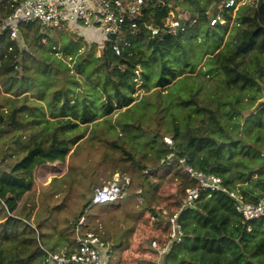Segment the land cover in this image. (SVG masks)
<instances>
[{"label": "trees", "instance_id": "1", "mask_svg": "<svg viewBox=\"0 0 264 264\" xmlns=\"http://www.w3.org/2000/svg\"><path fill=\"white\" fill-rule=\"evenodd\" d=\"M200 1L145 0L136 19L137 28L131 29L126 22L123 34L108 35L98 55L97 43H86L63 30L58 37L52 32L45 34L34 23L20 27L23 46L7 38L6 47L0 51V91L6 100L0 103V264H43L34 229L26 223L21 226L20 218L24 217L17 211L22 197L32 191L38 179L45 180L63 171L71 148L62 129L67 125L88 128L116 109H130L137 103L134 93L139 82L140 89L147 92L151 88L165 90L183 76L192 81L194 76L189 73L195 72L199 60L183 40L185 35L199 32L203 23L220 29L219 34L215 33L219 36L218 44L208 52L201 48L204 69L197 72L214 80L216 96L211 101L199 97V88L194 89L193 82L189 95L165 103L161 108L167 109L174 102L184 110L177 118L167 111L171 114V126L165 128L164 135H170L174 145L169 147L158 130H153L152 139L148 140L150 151L144 154L145 163L135 159L124 143L111 142L143 176L139 194L147 203L154 231L148 241L153 257L148 264H156L157 251L151 242L157 241L160 246L167 242L169 216L180 210L186 189L197 185L176 160L170 165L161 162L170 152L176 158H185L196 169L220 176L225 186L239 190L249 202L264 198V159L261 154L249 153L251 146L254 148L251 142L234 136L227 124L234 111L238 116L242 114V108L236 107L239 96L235 100L227 97L230 91L234 90L235 95L236 89L244 90L252 105L258 106L245 118V130L249 131L252 124L259 139L260 134L264 136V103L259 102L264 85V41L259 46L264 0L240 5L235 11L215 8L211 18L206 5L212 1L220 5L221 0H205V4ZM178 6L188 12V19L181 22L176 32L152 35L147 26L161 29L166 17ZM8 12L9 8L3 17ZM216 17L224 23L217 20L211 25V19ZM6 34L3 29V35ZM43 36L47 37L46 43L41 41ZM116 45L119 55L113 49ZM147 50L153 59H162L158 74L155 70L156 74L151 75L143 68ZM51 53L66 67V72L74 70L79 78L76 84V79L70 80L71 76H65L61 69L51 73L53 66L47 56ZM67 59L73 63L72 68L66 66ZM37 75L42 77L40 83L35 81ZM156 75V80L150 81ZM58 82L62 85L55 89ZM93 91L100 95V115L89 101ZM84 136L70 139L71 144ZM157 137L160 141L156 144ZM7 158H13V162ZM255 158L256 164L252 163ZM154 200L162 206L155 209L151 206ZM233 203L226 193L202 192L193 206L180 210L178 221L183 237L179 243L169 245L162 264H264V218L242 224ZM90 204L91 199L85 207Z\"/></svg>", "mask_w": 264, "mask_h": 264}, {"label": "rangeland", "instance_id": "2", "mask_svg": "<svg viewBox=\"0 0 264 264\" xmlns=\"http://www.w3.org/2000/svg\"><path fill=\"white\" fill-rule=\"evenodd\" d=\"M4 2H0V51L6 47L8 40L7 36L3 35L2 28V17L5 12ZM200 2L205 4V0ZM216 4L212 1L206 5L208 17L211 18L212 11L215 8L219 10V5ZM182 6L185 7L184 4ZM172 13L173 17H180V23L186 20L185 16L189 17L188 12L184 11L181 6L176 7V10ZM200 26L199 32L193 35H185L183 40V43L188 46V51H195L199 60V66L195 72L189 73V75L194 76L192 81L183 76L165 90L163 88H151L147 92L142 88L140 89L141 82H139L134 93L135 102L137 103L130 109H116L111 115L89 124L88 128L82 125L78 127L67 125L62 129L66 133L71 148L66 157L63 171L50 175L45 180L38 179L32 191L22 197L17 211V214L25 218H20L23 221L20 223L21 226L26 223L34 229V237L38 245L55 252H66L72 249L74 247V228L79 222H82V231L96 232L111 244L115 264H148V260H152L153 257L148 250V241L154 231L151 228V216L147 203L139 194L142 173L136 165L126 160L122 153L111 145V142L124 143L131 150L135 159L145 163L147 161L144 159V154H148L150 151L151 145L148 140L152 139L153 130L157 129L163 139L165 128L171 126V114L167 111L170 110L176 118L182 115L181 112H184L182 108L181 110L178 109L174 102L167 106V109L161 108L165 103H170L171 100L179 98L181 95H189L192 91L191 84L193 82V88H199L197 93L199 97L202 96L211 101L213 96H216L213 88L214 80L197 72L199 69H204V58H200L201 48L208 52L215 47L219 42V36L215 33L219 34L220 29L210 27L205 23ZM82 33L85 34L87 41L84 37L81 38L86 43H97L99 45L96 52L98 55L99 50L102 48L99 44V40L102 39L100 31L91 29L84 31L81 29L79 34ZM74 35L76 36L75 33ZM263 41L264 24H262V31L259 33V46ZM16 42L23 46L22 39ZM84 50L81 49L82 52H86ZM47 56L53 66L50 67L52 74L58 68L64 71L65 76L66 74L69 77L71 76L72 79L70 80L76 79L75 84L78 82L79 78L75 76L73 69L71 73L66 72V67L58 63L52 53ZM145 58L144 70L150 71L151 75L156 74V71L158 74L162 59L150 57L149 50L146 51ZM79 61L81 62L82 59L80 58ZM66 66L72 68L73 63L67 59ZM59 73L60 71L57 72V75L60 77ZM156 77L157 75L150 77V81L154 82ZM35 81L40 83L42 77L37 75ZM61 85L62 83L58 82L55 89ZM233 92L230 91V96L227 98L228 100H235L236 96H239L236 107L238 109L242 108V114L238 116L234 111L232 118L227 121L228 129L239 139L251 142L254 148L251 146L249 153L261 154V158L264 159V136L260 134L259 139V134L252 124L249 126V131L245 130L244 127L245 118L256 111L258 106L256 104L252 105L246 91L236 89L235 95ZM262 92H264L263 84ZM4 95L0 91V103L3 104L6 102L3 98ZM89 101H91L93 109L100 115L102 110L99 93L91 92ZM125 123L133 126L124 128ZM136 125H139L140 128L135 127ZM83 134L85 136L75 145L71 144L70 139ZM166 136L171 137L170 135ZM159 141L160 137H157L156 144ZM257 141L260 144H256ZM256 160L257 158L252 163H258ZM7 161L13 162V158H7ZM117 176L121 181L120 185L125 178L129 180V184L126 185V197L115 203L88 206L86 208V203L92 198L94 189L108 184ZM151 206L158 209L162 206V203L154 200ZM82 210L83 215H80Z\"/></svg>", "mask_w": 264, "mask_h": 264}, {"label": "built area", "instance_id": "3", "mask_svg": "<svg viewBox=\"0 0 264 264\" xmlns=\"http://www.w3.org/2000/svg\"><path fill=\"white\" fill-rule=\"evenodd\" d=\"M145 0H14L9 4V12L2 19V28L6 29V36L12 41H19L20 27L26 24H35L43 33L52 32L55 36L63 30L74 34L75 30L70 26L75 22L78 26L93 31L98 30L102 35L99 44L105 41L108 35L123 34L124 25L128 22L131 29L137 28L136 19L140 15ZM153 1V0H150ZM257 0H221L220 10L235 11L240 5L254 3ZM224 23L219 17L213 18L210 24ZM180 17H173L171 12L165 19L161 29L151 25L147 26L152 35L160 32H176L180 27ZM183 30V28H180ZM95 38V37H94ZM98 38V37H97ZM99 39V38H98ZM42 43H46L47 37L43 36ZM55 48V47H53ZM117 55L120 49L113 47ZM163 141L173 147L172 138L163 137ZM183 166L197 185L189 187L185 191L180 210L187 206H193L202 192H223L228 194L234 201L235 211L242 217V224L248 221L264 218V198L256 203L247 201L239 190H231L223 184L220 176L203 172L187 164L182 157H175L170 152L161 160L162 163L170 165L173 161ZM118 178L104 186L96 187L91 198L90 206L110 204L123 200L126 197V185L129 180L125 178L123 183ZM180 210L169 216L168 240L160 246L157 241H152L151 246L157 251L155 263L162 264V257L167 252L171 243H179L183 237L181 223L178 221ZM165 213V210L163 211ZM82 222L74 228V247L68 252H55L39 245L43 252V264H115L113 260V249L111 244L93 231H82ZM247 230L251 228L248 225Z\"/></svg>", "mask_w": 264, "mask_h": 264}, {"label": "crops", "instance_id": "4", "mask_svg": "<svg viewBox=\"0 0 264 264\" xmlns=\"http://www.w3.org/2000/svg\"><path fill=\"white\" fill-rule=\"evenodd\" d=\"M3 1H5V2H4V6H5V12H4V14H5L6 11L8 10V6H9L11 0H0V2H3ZM13 1H14V0H13ZM4 14H3V15H4ZM4 17H5V16H4ZM4 17H3V18H4ZM70 26L75 30V34H76V36L78 35L79 37H84V38H85V41H87L86 36H85L84 33L79 34V31H80L81 29H83L84 31H87V29L78 26L75 22H71ZM67 33H68V32H67ZM69 34H70V33H68V35H69ZM57 37H58V36H57Z\"/></svg>", "mask_w": 264, "mask_h": 264}, {"label": "water", "instance_id": "5", "mask_svg": "<svg viewBox=\"0 0 264 264\" xmlns=\"http://www.w3.org/2000/svg\"><path fill=\"white\" fill-rule=\"evenodd\" d=\"M178 11H180V10L178 9ZM185 19H188V17L185 16ZM259 102H260V103H264V92H263V97L259 100ZM257 105H258V104H257Z\"/></svg>", "mask_w": 264, "mask_h": 264}]
</instances>
